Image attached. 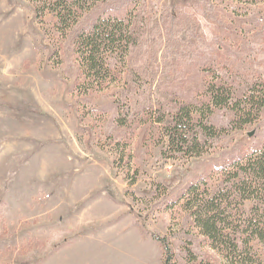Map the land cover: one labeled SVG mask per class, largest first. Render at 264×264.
Segmentation results:
<instances>
[{"label": "rangeland", "instance_id": "rangeland-1", "mask_svg": "<svg viewBox=\"0 0 264 264\" xmlns=\"http://www.w3.org/2000/svg\"><path fill=\"white\" fill-rule=\"evenodd\" d=\"M34 1L0 0V264H231L194 213L224 163L264 143V107L241 127L213 110L214 135L190 154L156 119L201 103L205 69L239 90L264 75V0H90L79 26L143 29L78 90L71 37ZM245 252L264 260L255 242Z\"/></svg>", "mask_w": 264, "mask_h": 264}, {"label": "trees", "instance_id": "trees-1", "mask_svg": "<svg viewBox=\"0 0 264 264\" xmlns=\"http://www.w3.org/2000/svg\"><path fill=\"white\" fill-rule=\"evenodd\" d=\"M89 1H34L37 17L40 18L47 10L56 18V32L71 37L81 74L74 86L76 90L81 89L87 80L93 83L102 76L101 54L104 49L116 43L119 46L122 43L125 46L135 45L143 29L141 20L136 22V29H130L129 23L124 25L123 21L112 22L110 18L102 17L92 24L79 26L77 18L81 11L90 6ZM211 70L209 74L206 73L208 69L204 70L206 78L199 96V105L193 104V108L181 105L168 120L161 117L156 119V122L162 124L160 129L167 137L168 148L173 151L190 154L204 143L202 136L209 138L214 135V126L204 122V118L213 110H229L234 116L233 123H238V127H241L254 121L264 107V75L239 90L215 70ZM194 114L196 118H193ZM224 164L220 169L221 184L203 206L196 210L194 218L198 219L211 246L230 258L231 264H264L262 258H256L255 255L248 257L245 252L252 242L264 248V143ZM191 187H188V191ZM252 199L254 202L249 212H243L239 217L226 213L233 200L242 203ZM168 260L165 259L164 264H168ZM206 264L216 263L208 260Z\"/></svg>", "mask_w": 264, "mask_h": 264}]
</instances>
